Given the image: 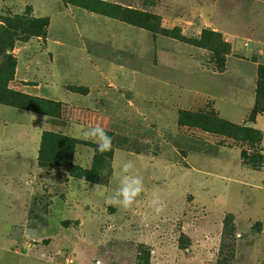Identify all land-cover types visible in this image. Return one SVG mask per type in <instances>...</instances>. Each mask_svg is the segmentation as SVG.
<instances>
[{
  "label": "rangeland",
  "instance_id": "obj_1",
  "mask_svg": "<svg viewBox=\"0 0 264 264\" xmlns=\"http://www.w3.org/2000/svg\"><path fill=\"white\" fill-rule=\"evenodd\" d=\"M98 1L129 4L125 8L139 12L149 7L147 0ZM238 1L240 11L228 20L244 33L250 28L247 34L254 42L264 41V1ZM191 2L185 0L190 9L196 8ZM182 10L168 16L147 14L150 26L182 39L175 41L154 39L147 31L90 13L73 0H0V28L7 21L50 19L46 38L32 37L29 28L16 33L19 41L6 52L13 59L8 72L15 69L16 74L23 47L32 44L44 70L53 69L55 78L74 84L93 75L90 60L117 87L99 89L106 94L98 100L99 112L117 120L112 129L103 130L113 158L78 145L88 160L94 156V165L74 163L75 170L91 171L98 184L70 173L63 191L28 193L37 172V116L1 107L0 145L10 157L0 182V264H264V95L261 106L256 105L264 54L251 58L252 46L242 42L248 58H240L247 61L229 56L231 46L223 35L197 19L189 23ZM114 44L124 52L109 47ZM164 51L172 56L169 67L155 57ZM256 62L257 81L251 85ZM9 88L24 89L12 82ZM260 88L264 94V81ZM67 89L89 92L85 87ZM44 100L59 103V118L65 113L67 121L79 108ZM199 113L237 130H215L203 122L181 124V115ZM39 125L51 129L42 137H67L61 126L44 123V117ZM82 133L78 137L84 142L99 146V136ZM128 159L134 160L144 190L124 209L106 203V197L119 186L120 166ZM95 185L101 186L96 193ZM155 197L164 204L159 214L151 204Z\"/></svg>",
  "mask_w": 264,
  "mask_h": 264
},
{
  "label": "crops",
  "instance_id": "obj_2",
  "mask_svg": "<svg viewBox=\"0 0 264 264\" xmlns=\"http://www.w3.org/2000/svg\"><path fill=\"white\" fill-rule=\"evenodd\" d=\"M149 2V7H144L143 10H141L142 13L145 15L147 14H154L158 16H168L172 14L173 12H177L178 10L183 9L182 11L187 15L189 23H192V19H197L202 27H209L214 32L220 33L223 35L225 40L229 43L231 46V52L233 58H236L241 61H247L244 59H241L240 57H247L250 56L255 57L258 56V58H261V55L264 54V41H256L252 40L251 37L248 36L247 33L251 30L248 28V32L244 33L242 29H240L239 26H235L234 21L228 20V15H233L236 12H239V7L237 3L238 0H192L191 4L193 7H196L194 9H190L187 4H185V0H147ZM233 1V2H232ZM255 1V0H251ZM264 1V0H262ZM119 4V3H118ZM222 4V5H220ZM120 5L124 7H130L129 4L120 3ZM210 9V13L209 10ZM85 10V9H84ZM87 11V10H86ZM221 14H219V12ZM89 12V11H88ZM92 13V12H90ZM96 14V13H94ZM100 15V14H98ZM104 16V15H102ZM218 16L219 19L216 18ZM106 17V16H104ZM221 17V19H220ZM112 20L120 21L116 18H110L106 17ZM122 22V21H120ZM233 22V23H232ZM124 23V22H122ZM126 25H129L127 23H124ZM132 26V25H129ZM135 27V26H132ZM144 31L149 32L153 35L154 39L157 37H164L168 39H172L163 35H155L152 32L135 27ZM252 35L255 38V31H252ZM175 40V39H172ZM176 41V40H175ZM179 42V41H177ZM242 42H244L245 47L252 46V54L246 55V53H242ZM181 43V42H180ZM184 44V43H183ZM124 46V45H121ZM111 49L116 51L124 52L121 48L117 47L116 44L109 46ZM126 49V48H125ZM36 48L32 44H25L23 47L22 54L19 58L15 79L12 81L15 85H21L24 89H22V93L28 94L30 96L43 98V99H49L54 100L57 102H60L63 104L64 107H73V104H78L79 108L75 110L76 115H74L72 118H70L69 121L65 118V113H63L62 117L59 119L52 120V118H49L44 115L35 114L29 111H24L20 109L11 108L8 106L0 105L1 107H6L8 109H15L20 110L23 112L34 114L35 116L39 118H34V130L39 132V142L37 147L39 148L37 151L36 148V174L33 175V182H31V186L33 187V190L28 193H39V192H45L46 190L50 191H57V190H64L66 186L70 184V182L67 179H70V172L67 168H51V167H41L39 164V152H40V146H41V137L43 131H49L51 130L50 127L47 129H44V127H41L40 122L42 121L44 117V123L46 124H56L61 126V132L63 135L85 141L78 137L80 134H83L84 131H92L93 129H102V130H110L112 129L113 125H115L117 120L107 112H102L98 110V100L102 99L103 96L106 94L105 91H112V89H115V85L109 75H107L102 69L98 68L95 64H93L90 60H88L89 64V71L93 74L90 76H83L82 79L78 80L74 84L68 82L66 79L61 78L57 79L55 78V72L53 69L45 68L42 61L38 59V55L34 53ZM25 51H29L32 53H25ZM241 52V53H240ZM158 59V63L161 65H165L167 67L170 66L171 62V55L168 52L163 53V56L155 55ZM145 59L144 57H140ZM190 58L193 60H199L197 57H194L190 55ZM147 60V58H146ZM228 60V59H227ZM23 61V63H22ZM41 61V62H40ZM41 63V64H39ZM227 64V63H226ZM50 65H54V62H51ZM258 62H256L255 67V77L253 78L252 84H255L257 81V71H258ZM227 68V66H226ZM227 71V70H226ZM226 71L224 73H226ZM34 74L31 76V74ZM221 73V74H224ZM243 79L241 77L237 78V80ZM245 82V81H244ZM25 84H32V85H26ZM246 86H248V83L245 82ZM250 85V86H251ZM68 86L73 87H85L89 90L87 95H80L75 94L67 89ZM107 86V89L105 91L99 92V89L104 90ZM249 86V88H250ZM25 87H29L32 90H25ZM115 87V88H114ZM254 97V96H253ZM255 99V98H253ZM255 101L252 104V107L254 106ZM84 108V109H83ZM97 109V110H96ZM103 110V109H102ZM1 111V110H0ZM104 111V110H103ZM79 115V116H77ZM23 129H25L24 126H22ZM43 128V129H42ZM56 132V131H54ZM58 133V132H57ZM83 150H80V147L76 149L75 152V158L74 163L75 165H81L86 164L85 166L87 168H92L94 165V156H92L91 160H88L87 157L84 156ZM6 153L3 151L2 144L0 145V182L4 181L6 175L2 167L5 165L7 160ZM85 161V162H84ZM73 181V180H72ZM73 183V182H72ZM100 185H95V189L93 188V192L96 193L97 189H100ZM47 188V189H46ZM49 191V193H50ZM63 192L60 194L62 195ZM62 200H65V202H68L65 197H62ZM62 202V201H61ZM63 203V202H62Z\"/></svg>",
  "mask_w": 264,
  "mask_h": 264
},
{
  "label": "trees",
  "instance_id": "obj_3",
  "mask_svg": "<svg viewBox=\"0 0 264 264\" xmlns=\"http://www.w3.org/2000/svg\"><path fill=\"white\" fill-rule=\"evenodd\" d=\"M76 6L85 9L89 12L104 15L110 18H116L129 25L139 27L152 32L155 35H163L170 37L168 32L160 31L150 26L148 19L151 15L147 16L142 12L134 9L125 8L121 5L110 4L104 1L98 0H73ZM152 18V17H150ZM154 19V18H153ZM24 19L13 23V21H7L5 26L0 28V105L8 106L15 109L29 111L39 115H45L52 118H59L61 116V105L59 103L47 101L30 95H25L20 92L11 90L9 83L15 78L14 71H7L13 65V59L7 55L8 50H13L17 41L16 33L22 31L24 28L34 30L32 37H47L50 27V19L43 18L34 20L32 22L23 21ZM44 30V31H43ZM217 33V32H216ZM215 34V33H214ZM218 35L220 33H217ZM221 35V34H220ZM222 36V35H221ZM182 41L181 38L171 37ZM227 60L224 61V67H226ZM14 67L16 65L14 63ZM259 86L257 89L256 105L261 106L263 100V93L261 90V84L264 81V68H259ZM189 121V122H187ZM181 124L203 122L205 125H209L211 128L218 130L221 128H231V130H237V128L227 125L220 120L212 117L208 114H190L188 116L181 115ZM78 145L90 146L96 150L99 155H103L105 152L99 151V146L93 143L79 141L73 138L64 137L54 133H46L42 137L41 147L39 152V163L50 166L53 168H67L70 173L75 174L80 180L96 183L97 177L91 173V171L80 170L76 171L74 166V158L76 147ZM108 158L112 159L114 152L107 150ZM98 184V183H96ZM226 235H230L231 231H228V226L225 228Z\"/></svg>",
  "mask_w": 264,
  "mask_h": 264
},
{
  "label": "clouds",
  "instance_id": "obj_4",
  "mask_svg": "<svg viewBox=\"0 0 264 264\" xmlns=\"http://www.w3.org/2000/svg\"><path fill=\"white\" fill-rule=\"evenodd\" d=\"M90 134L101 138L99 151L104 152L110 149V139L103 133L102 129H93ZM120 173L119 186L111 195L106 197V203L129 209L144 190L143 180L137 174L135 162L131 159L122 162ZM151 204L156 214H159L164 208V204L159 197H155Z\"/></svg>",
  "mask_w": 264,
  "mask_h": 264
}]
</instances>
